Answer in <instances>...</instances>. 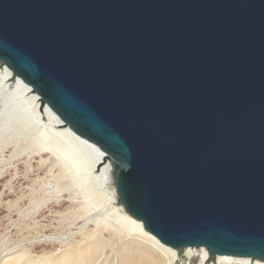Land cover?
<instances>
[{
	"label": "water",
	"instance_id": "obj_1",
	"mask_svg": "<svg viewBox=\"0 0 264 264\" xmlns=\"http://www.w3.org/2000/svg\"><path fill=\"white\" fill-rule=\"evenodd\" d=\"M0 60L163 244L264 260V0H0Z\"/></svg>",
	"mask_w": 264,
	"mask_h": 264
},
{
	"label": "bare ground",
	"instance_id": "obj_2",
	"mask_svg": "<svg viewBox=\"0 0 264 264\" xmlns=\"http://www.w3.org/2000/svg\"><path fill=\"white\" fill-rule=\"evenodd\" d=\"M32 154L33 156L36 154L39 161L47 162L46 173L43 178L47 179L48 183L45 187L38 189L37 194H32L31 198L28 199L30 201L28 202L29 205L27 204V209L25 207V211L28 215L31 213L32 216L35 215L36 210L45 206L49 201L67 202L68 207L63 211V216L59 220L61 224L51 234L44 236V239L47 238L57 242L58 246L55 247V245L51 247L52 249H45L46 251L42 250V252L35 255H33L35 252L32 255L29 254V251L25 248H16L12 251L10 249L8 253L7 251H4L6 254L2 253L0 264H175L176 261L178 264H184L185 260L192 261L195 258H198V264H264V260L252 259L251 257L230 255L211 257L204 247L186 248L180 251L163 244L146 230L142 221L132 216L124 205L119 202L113 164L105 152L95 143L74 132L48 103L43 102L42 97L35 92L31 85L15 75L0 60V172L5 167L7 169L6 165H12L11 163L19 156L29 155L32 157ZM17 163L19 165V160ZM13 171L15 172V170ZM19 174L15 173L14 176ZM11 176L12 174H10ZM26 178L27 176H25L24 181H26ZM7 184L10 186L9 182ZM15 188L17 189V187ZM20 190L18 189V191ZM13 193H15V190ZM22 197L25 201L24 195ZM8 200L11 201V199ZM0 202L2 203V201ZM11 205L13 204L6 206L11 208ZM50 205L47 214L54 215V220L55 214L61 208L57 207L58 205L55 206L56 204ZM19 209L18 207L17 210ZM20 211H18L19 215L22 213ZM14 212H17L16 209ZM66 214L68 215L66 216ZM33 217L35 218V216ZM64 219L67 220L66 223ZM43 220L41 223H43ZM44 228H47V226ZM52 229L54 228L52 227ZM77 234L80 237L76 238ZM0 238L2 239L3 236ZM44 244L47 245V243ZM109 248L111 249L110 255L113 258L105 257L107 250L110 251ZM1 249H5V247L0 248V251ZM180 252L183 254L180 255Z\"/></svg>",
	"mask_w": 264,
	"mask_h": 264
},
{
	"label": "rangeland",
	"instance_id": "obj_3",
	"mask_svg": "<svg viewBox=\"0 0 264 264\" xmlns=\"http://www.w3.org/2000/svg\"><path fill=\"white\" fill-rule=\"evenodd\" d=\"M8 153V152H7ZM35 156H33V154H32V157H30L29 155H22V156H19V158H17L16 160H14L11 164L12 165H6L7 166V169H6V167L3 169V171H1L0 172V175H1V178H0V184L2 185H0V201H2V203L0 202V208H1V210H0V237H2L3 236V240L0 238V240H1V242H0V248H4L5 247V249H1V251H0V260H1V258H2V256H3V254H6L5 252L7 251V253L8 252H10V249H11V251L12 250H16V248L17 249H19V248H25L26 250H28L29 251V254H33L34 252V254L33 255H35V254H37L38 252L40 253V252H42V250L44 251L45 249L47 250V249H52L51 247H54L55 245V247H57L58 246V244H57V242H55V241H53V240H50V239H44L45 237V235H48V234H51V232H53V231H55L56 229L55 228H57L58 227V225L59 224H61L60 222L61 221H59V220H61V218H62V216H63V211L64 210H66V208L68 207V205H67V202H65V201H63V200H61V201H63V202H60V200H58L57 202L55 201H49L47 204H45V206H42V208H43V210H42V208L40 207L38 210H36L35 211V215H32L31 216V213L28 215L27 213H26V211H25V207H26V209H27V207H28V202L30 201V200H28V199H30L31 198V196H32V194L34 195V194H37V190L38 189H41V188H43V187H45L46 186V184L48 183V180L47 179H44L43 178V176L45 175V173H46V164H47V162H45V161H39V158H38V156H36V154H34ZM25 157H27V158H25ZM29 157V158H28ZM34 157H36L35 159H34ZM18 160H19V165H18ZM20 160H21V162L23 163H21L20 162ZM26 160V161H25ZM35 160V161H34ZM39 162H41V163H39ZM16 163V164H15ZM21 163V164H20ZM35 164V165H34ZM38 164V166L40 167H38V166H36ZM15 165H17V166H19V167H14ZM22 165V166H21ZM41 165H42V168H41ZM10 166H12V167H10ZM44 166V167H43ZM36 168V169H35ZM37 168H39V169H37ZM9 169H10V171H9ZM17 169V170H16ZM19 169V170H18ZM33 169V170H32ZM8 170V171H7ZM13 170H15V172L13 171ZM32 170V171H31ZM37 170V171H36ZM39 170V171H38ZM6 172V174H5V172ZM26 171V172H25ZM28 171V172H27ZM4 172V173H3ZM11 172V173H10ZM21 172H23V173H21ZM36 172V173H35ZM39 172V173H38ZM15 173H17V174H19L18 176L17 175H15L14 176V174ZM26 173V174H25ZM9 174V175H8ZM10 174H12V176L10 177ZM28 174V175H27ZM37 176H36V175ZM4 177H3V176ZM21 175V176H20ZM24 175V176H23ZM34 177H33V176ZM39 175H42V176H39ZM20 176V177H19ZM25 176H27V178H26V181H24L25 180ZM35 176H36V178H35ZM5 178L6 179V181H5V179L3 180V178ZM7 177V178H6ZM15 178V179H13V178ZM18 177V178H17ZM32 177V178H31ZM39 177V178H38ZM22 179V180H20V179ZM31 179V180H30ZM32 179H33V181H32ZM11 180H13V182H11ZM16 180V181H15ZM27 180H28V184H27ZM18 181V182H17ZM21 181V182H20ZM9 182L10 183V186H9V184H7V183ZM26 182V183H25ZM13 183V184H12ZM23 183H25V184H23ZM31 186H30V185ZM13 185V186H12ZM16 185V186H15ZM20 188H19V187ZM29 187V189H28V187ZM6 187V188H5ZM9 187V189L11 188H13L14 189V187H17V189L15 188L14 190H15V193H17V194H15V193H13L14 192V190L12 191L11 189H10V191H9V189L7 190V188ZM21 187H23V188H21ZM6 190H5V189ZM25 188V189H24ZM27 188V189H26ZM18 189L20 190V191H18ZM23 189V190H22ZM7 191V193H5ZM3 192V194L1 195V193ZM11 192V193H10ZM20 194H19V193ZM29 192V193H28ZM36 192V193H35ZM24 193V194H23ZM7 195V196H5V195ZM9 194H13V195H9ZM20 196H19V195ZM22 194V195H21ZM26 194V195H25ZM27 194H29V195H27ZM15 195H17L19 198L21 197L22 199H19L18 197H16ZM24 195V197H25V201H23V196ZM27 196H29L28 198H26ZM18 198V199H17ZM8 199H11V201L10 200H8ZM26 199H27V202H26ZM3 200H5V201H3ZM20 200V201H19ZM9 201V202H8ZM4 202H6V203H4ZM10 202H12V203H10ZM52 202V203H51ZM64 202H65V204H64ZM26 203V204H25ZM61 203V205L59 206V204ZM63 203V204H62ZM4 206H3V205ZM8 206V205H10V204H13V205H11V208L13 207V209H11V208H9V207H7L6 205ZM17 204V205H16ZM21 205V206H19V205ZM28 204V205H27ZM51 204V205H50ZM55 205V206H57V207H60L61 209H60V211L58 212V213H56L55 214V217H54V220H53V216L52 215H50V214H47L48 213V209L50 208L49 207V205L50 206H52V205ZM63 205H65V206H63ZM17 207V208H16ZM18 207L20 208V209H22L21 211H20V209L19 210H17L18 209ZM6 208H8V209H11V210H8L7 209V211H6ZM44 208H46V209H44ZM62 208H63V210H62ZM15 209H16V211L17 212H14L15 211ZM14 210V211H13ZM47 210V211H46ZM18 211H20V212H22V213H20V215L21 214H23L22 216H24V217H22V216H20L19 215V212ZM42 211H44V212H42ZM6 212V213H5ZM10 212V213H9ZM13 212H14V214H13ZM39 212V213H38ZM61 212V213H60ZM40 213H42V214H40ZM46 213V214H45ZM4 214H7V215H4ZM9 214V215H8ZM10 214H12L11 216L13 217H11L10 216ZM15 214H18V215H15ZM26 214V215H25ZM33 214H34V211H33ZM40 214V215H39ZM44 215V216H43ZM46 215H50V216H46ZM68 214H66V216H67ZM4 216V217H3ZM14 216H15V218H14ZM18 216V217H17ZM33 216H35V218L33 217ZM46 216V217H45ZM2 217V218H1ZM32 217H33V219H32ZM43 217V218H42ZM48 217V218H47ZM51 217V218H50ZM10 218V219H9ZM17 218V219H16ZM41 218H42V220H43V223H41L42 222V220H41ZM35 219V220H34ZM66 219V218H65ZM64 219V221H65V223H66V221L67 220H65ZM4 220V221H3ZM30 220V221H29ZM39 220H40V223H39ZM48 220V221H47ZM56 220V221H55ZM34 221V222H33ZM59 221V222H58ZM6 222V223H5ZM29 222H31V223H29ZM38 222V223H37ZM49 222H50V225H49ZM52 222V223H51ZM2 223V224H1ZM34 223H36V224H34ZM42 224V225H41ZM52 224H54V225H52ZM56 224H57V226H56ZM38 225V226H37ZM39 225H41L43 228L44 227H46L47 226V228H44V230H43V228L41 227V226H39ZM44 225V226H43ZM2 226H3V228H2ZM7 226V227H6ZM51 227L50 229H49V227ZM55 226V227H54ZM39 227H40V229H39ZM52 227L54 228V229H52ZM60 227H61V225H60ZM47 229H49V230H47ZM72 229V228H71ZM75 229V228H74ZM76 230V229H75ZM48 233H47V232ZM65 231H67V230H65ZM46 232V233H45ZM43 233V234H42ZM42 237H43V239H42ZM77 237H80V235L79 234H77L76 235V238ZM40 238V239H39ZM5 239V240H4ZM41 240V241H40ZM45 240H48L47 242L45 241ZM78 240V239H77ZM14 243H13V242ZM41 243H40V242ZM47 243V245L46 244H44V243ZM17 243V244H16ZM43 243V244H42ZM49 243V244H48ZM1 244H4L3 246L1 245ZM8 245V246H6V245ZM13 244V245H12ZM41 245H43V246H41ZM49 245V246H48ZM44 246H46V247H44ZM7 247H9V248H7ZM15 247V248H14ZM44 249H43V248ZM9 249V250H8ZM110 249V248H109ZM37 250V251H36ZM39 250V251H38ZM45 250V251H46ZM5 251V252H4ZM48 251H51V250H48ZM180 251H182V250H180ZM3 253V254H2ZM111 254V249H110V251L109 250H107V252H106V255H105V257H107V258H111L112 256L110 255ZM183 253L182 252H180V255H182ZM48 255H49V253H48ZM113 258V257H112ZM184 259V258H183ZM198 262V258H195L194 260H192V261H190V260H185V262H184V264H198L197 263ZM175 264H178L177 263V261H176V263Z\"/></svg>",
	"mask_w": 264,
	"mask_h": 264
}]
</instances>
